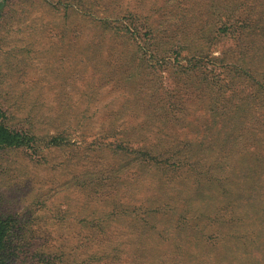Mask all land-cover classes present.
I'll return each instance as SVG.
<instances>
[{"label":"rangeland","instance_id":"obj_1","mask_svg":"<svg viewBox=\"0 0 264 264\" xmlns=\"http://www.w3.org/2000/svg\"><path fill=\"white\" fill-rule=\"evenodd\" d=\"M227 9L260 27L214 109L233 42L165 40ZM0 123L31 140L0 146V264H264V0H0Z\"/></svg>","mask_w":264,"mask_h":264},{"label":"trees","instance_id":"obj_2","mask_svg":"<svg viewBox=\"0 0 264 264\" xmlns=\"http://www.w3.org/2000/svg\"><path fill=\"white\" fill-rule=\"evenodd\" d=\"M244 11V10H243ZM241 12L239 10H231L229 11L227 9V12H223L221 10L220 12L215 11L212 12L211 16H207V18L211 20L218 19L216 23H221V26L219 28H214L215 25L212 24V22L207 21L203 24L201 28V34L200 37H198V50L196 49L194 52L190 49L189 44H185L181 41L179 35L175 32L174 29H172V34L166 38L165 42L168 44V50L166 52H170L173 54H177L176 57H181L182 54H194L195 56H192V59L194 57H197V59L203 60L204 58H207V56H203L205 52L209 51V47L211 45H216L215 43L218 42H224L229 43L230 41L233 42V48L228 50H223V52L220 54V57L211 58L210 64L213 67H210L212 70L208 71V73H211V77L209 81L203 82V89L205 91H209L211 93V97L209 99V108L216 109L218 106H220L224 101H229L228 97L232 92V88L234 86L235 81L227 80L226 75L227 74H242L244 73L245 66L243 62H239L240 66L237 64L235 66H230L227 64V58L232 56L235 52L237 57V50L245 49L246 44L248 46L252 43V39H256L255 36V29L260 27V22L258 24L254 23L256 20L259 19V16L253 20V17L250 16L249 12H252L253 9L246 10L245 12ZM142 26V29H144L145 35L149 36V33L147 30L149 29L148 24ZM139 33V30H137ZM148 41H151L152 38H148ZM241 41V43H240ZM237 46V49L235 45ZM236 49V51H235ZM231 51H233L231 53ZM196 53V54H195ZM231 53V55H230ZM203 58V59H202ZM235 60H233L234 63ZM197 62V69L200 72V77L203 79L205 75V71L207 70L206 64H202V61L199 62V60L195 61ZM219 64V66H215ZM243 64V65H242ZM219 71V73H216ZM31 140L27 137H25V134H22L20 132L11 131L3 124L0 123V146H6L11 148H20L24 145H28ZM139 155L142 157L141 159L145 164H149L151 161H155L156 158L153 155L152 150H147L145 152L139 153ZM171 159V157H170ZM174 159V163L177 165H182L188 163V158L184 157L182 158L178 154H174L172 157ZM261 174L264 175V170L261 171ZM257 180V179H256ZM218 185H222L224 182L218 178L217 180ZM195 234L199 235V233H202V230L200 231V227H195ZM200 231V232H199ZM10 232V222L7 219H4L2 216H0V250L5 246V242L8 238Z\"/></svg>","mask_w":264,"mask_h":264}]
</instances>
